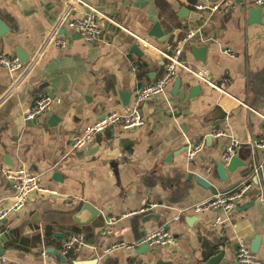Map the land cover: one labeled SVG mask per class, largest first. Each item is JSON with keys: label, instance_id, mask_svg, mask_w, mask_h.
I'll use <instances>...</instances> for the list:
<instances>
[{"label": "crops", "instance_id": "obj_1", "mask_svg": "<svg viewBox=\"0 0 264 264\" xmlns=\"http://www.w3.org/2000/svg\"><path fill=\"white\" fill-rule=\"evenodd\" d=\"M213 1L202 0L206 4L217 0ZM233 1L234 10L210 14L197 11L195 0H82L71 18L95 11L103 32L98 41L87 43L64 29L61 36L66 47L44 54L11 94L20 72L0 68V207L8 206L12 194L4 169L23 167L38 175L41 186L57 191L53 198L31 194L22 210L0 224V264L2 259L16 264H60L48 250L60 252L62 240L71 234L82 235L88 246L66 255L67 262L203 264L222 251L218 264H239L238 244L250 249L257 235L260 243L255 255L264 261L260 195L248 207L260 188L264 194V149L253 145L264 142V3ZM30 4L35 11L23 15L15 0H0V21L6 26L0 32V53L18 57L20 50L22 59L31 60L64 10L61 0H30ZM251 8L261 9L259 23L249 22ZM155 24L172 36L170 44L148 35ZM197 27L209 41L192 42L181 59L197 71H207L206 79L222 90L178 72L165 96L151 99L142 108L144 127L132 131L111 127L69 154L74 135L110 112L126 111L140 88L162 76L165 60L158 50L168 51L186 30ZM226 49L234 57L224 53ZM177 77L182 85L173 96ZM197 85L200 90L190 97L188 89ZM43 95H52L49 111L26 122L23 109ZM216 132L225 135L216 138ZM230 138L240 143L235 156L243 166L226 171L223 181L216 168ZM186 141L202 146L190 161ZM254 169H259V175L251 172ZM196 176L204 177L218 192L246 179L253 185L227 220L215 225L217 217L224 218L222 212L191 210L213 195L195 183ZM82 202L99 210L83 226L72 220ZM151 205L157 207L126 216ZM161 225L171 233L172 245L149 247L144 255H136V247L101 256L102 249L136 241Z\"/></svg>", "mask_w": 264, "mask_h": 264}, {"label": "built area", "instance_id": "obj_2", "mask_svg": "<svg viewBox=\"0 0 264 264\" xmlns=\"http://www.w3.org/2000/svg\"><path fill=\"white\" fill-rule=\"evenodd\" d=\"M63 3V11L60 18L55 25L46 33L42 43L36 52V54L29 60V63L24 67L16 56H9L4 53H0V68L5 69L8 73L20 72V75L16 79L10 94L15 91L27 77L30 71L34 68L36 63L40 60L44 54H46L52 48H64L67 45L66 40L61 36L59 31L61 29H69L81 36V38L87 43H94L102 37V29L97 21L96 13H89L80 18H71V13L76 11L82 6V0H61ZM195 9L197 11H209L210 14L216 12L228 13L235 9L236 4L233 0H217L215 3L206 4L202 0H195ZM255 6H261L264 0H253ZM78 11V10H77ZM143 44H148L144 40H140ZM206 42L203 36L201 27L190 28L185 31L183 36L176 42L168 51L158 50L162 58L165 60V68L162 76L154 83L148 84L140 88L134 96L132 105L124 112H110L100 120L89 125L83 129L80 133L74 135L69 141V154L80 150L86 146V144L95 136L102 134L107 129L119 126L125 131L138 130L145 126L146 122L141 116L142 108L144 105L153 98L163 97L167 93V87L172 82L178 72H184L188 75L196 77L203 83L208 84L211 87L222 90L220 87L211 83L206 79L207 71H197L193 67L187 65L182 61L181 57L186 46L192 42ZM224 53L234 57V54L229 49L224 50ZM51 99L43 95L36 99L31 105L23 109V119L26 122H31L49 111L51 107ZM225 134L223 132H216L215 137L220 138ZM186 159L190 161L194 156L202 149L201 145H191L186 141ZM257 149H264V142L258 141L253 144ZM240 146L238 140L230 138L224 145L221 154L222 163L227 164L229 160L236 155V152ZM264 159V158H263ZM261 169V168H259ZM259 169H254V175H259ZM209 170L206 171V173ZM3 176L10 182L12 188V194L9 198V204L6 207H0V224L7 219L10 215L18 213L25 206L28 197L33 193H39L48 198H53L57 195V191L51 188L43 187L38 181V175L29 172L23 167L17 169H4ZM252 182L249 180H242L232 190L225 193H217L212 195L206 200L196 204L191 210L193 213H203L206 211L222 212L224 218L217 217L214 224L219 225L225 222L239 201L246 198L247 194L252 189ZM259 196V199L264 203V194ZM156 205H151L146 209H142L139 212L127 214H145L150 210L156 208ZM189 210V209H188ZM184 211H180L174 218L175 221L181 218ZM226 217V218H225ZM115 220L108 222L111 225ZM109 233V231H107ZM173 244V237L166 228V225H161L155 230L147 233L140 239L131 243L118 242L109 247L102 249L101 256L106 257L112 253L121 249H135L141 245H147L150 248H166ZM88 244L84 237L80 234H71L62 240L60 244V253L64 256L70 253H78ZM235 258L239 264H264V261L257 258V256L251 252L248 246L243 243H239L236 249ZM3 264H16L10 261L1 260Z\"/></svg>", "mask_w": 264, "mask_h": 264}, {"label": "water", "instance_id": "obj_3", "mask_svg": "<svg viewBox=\"0 0 264 264\" xmlns=\"http://www.w3.org/2000/svg\"><path fill=\"white\" fill-rule=\"evenodd\" d=\"M216 1V0H215ZM213 1V2H215ZM16 5L18 6V8L20 9L21 14L23 15H28L31 12L35 11V7L32 6L30 4V0H15ZM248 14H249V22L251 21V23H259L260 22V14H261V9L260 8H251L249 10H247ZM4 29H6L5 24L0 21V32L1 30L4 31ZM60 34H64V29H61L59 31ZM150 37L154 38V39H158L159 42H166L168 44H170V42L172 41V36L170 37V35H168L167 33H163L159 27L158 24H155L151 31L148 34ZM198 51V53H203V51L201 52V50L203 49H195ZM17 56L18 59L21 62H25L28 61L29 58L27 59H22V51L17 50ZM202 60V59H200ZM189 84V83H188ZM182 85V79L180 77H177L174 80V83L172 85V95H176L180 86ZM189 91V96H193L194 93H196L198 90H200V86H192L188 89ZM49 97L52 99V95H49ZM123 99L125 100L126 95L122 94ZM123 100V104L125 105V102ZM141 116H142V112H141ZM239 166H243V163L240 162V160L236 157L233 156L229 162L225 165L222 162H218L217 163V168H216V172L218 175V178L220 180H225L226 179V171L227 172H233L237 167ZM253 173V171H251ZM252 173H250L252 175ZM250 177V176H249ZM195 183L206 190H209L213 195H216L217 193H225L230 191L229 189L224 190L222 192H218V190L216 189V187H214L208 180H206L204 177L202 176H196L194 178ZM253 181L255 183V185H259V181L257 180V178L254 176ZM232 190V189H231ZM260 190V189H259ZM261 194V190L258 192V194L256 195V197L249 203L251 206L254 201L257 199V197ZM99 214V210L94 207L93 205H91L88 202H82L80 210L73 216L72 220L75 224L77 225H87L89 224L95 217H97ZM154 216V215H152ZM158 220V217L155 216ZM147 219L149 217H146ZM145 218V220H146ZM167 228V227H166ZM168 229V228H167ZM1 239V238H0ZM260 243V236L257 235L254 237V239L251 242L250 245V250L252 253L257 254L258 253V246ZM149 250V247L147 245H141L139 247H137V249L134 251V253L136 255H144L147 251ZM49 253H52L54 256H56L59 259L60 264H96L97 263V259L91 260V261H74V262H67L66 257L61 254L60 252H58L57 250H48ZM3 254V248L1 246V240H0V256H2ZM223 257V252H219L218 254H216L215 256L211 257L208 261H206L203 264H218L219 261L222 259ZM157 264H169V263H163V262H159Z\"/></svg>", "mask_w": 264, "mask_h": 264}]
</instances>
